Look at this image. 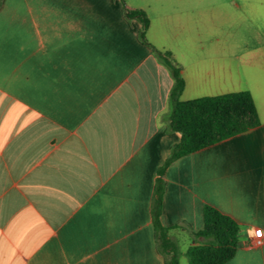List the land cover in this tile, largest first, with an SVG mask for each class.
Returning <instances> with one entry per match:
<instances>
[{"label":"crops","instance_id":"obj_1","mask_svg":"<svg viewBox=\"0 0 264 264\" xmlns=\"http://www.w3.org/2000/svg\"><path fill=\"white\" fill-rule=\"evenodd\" d=\"M207 6L0 0V264H165L152 201L181 133L169 128L171 71L152 46L181 66V100L249 90L260 119L165 168L168 237L186 255L210 204L240 226L226 264H264V49L243 68L234 51L193 45L218 16ZM125 8L145 10L149 44ZM254 236L263 241L249 247Z\"/></svg>","mask_w":264,"mask_h":264},{"label":"trees","instance_id":"obj_2","mask_svg":"<svg viewBox=\"0 0 264 264\" xmlns=\"http://www.w3.org/2000/svg\"><path fill=\"white\" fill-rule=\"evenodd\" d=\"M124 3V0H121ZM129 18L140 21L139 36L149 44L146 32L149 18L145 10L125 8ZM156 55L169 67L173 78L170 90L171 109L169 128L181 133L169 156L159 168L152 201V218L158 244L165 256V264H179V249L168 237L172 227L160 221L164 194L162 174L176 158L199 150L221 139L244 132L260 122L257 107L249 90L230 91L216 95L181 100L185 81L181 66L168 49L152 46ZM240 226L235 219L210 204L203 206V227L194 232L196 243L186 249L187 264H226L237 250Z\"/></svg>","mask_w":264,"mask_h":264},{"label":"rangeland","instance_id":"obj_3","mask_svg":"<svg viewBox=\"0 0 264 264\" xmlns=\"http://www.w3.org/2000/svg\"><path fill=\"white\" fill-rule=\"evenodd\" d=\"M204 1L208 4L209 13L218 12V16L203 21L201 32L194 31L193 45L234 51L232 61L249 68L250 63L255 61L256 52L264 49V0ZM179 244L183 246L185 241H179ZM179 262L187 264V256H180Z\"/></svg>","mask_w":264,"mask_h":264},{"label":"built area","instance_id":"obj_4","mask_svg":"<svg viewBox=\"0 0 264 264\" xmlns=\"http://www.w3.org/2000/svg\"><path fill=\"white\" fill-rule=\"evenodd\" d=\"M262 241H263L262 236H254L250 239L248 246L252 247V246L260 245Z\"/></svg>","mask_w":264,"mask_h":264}]
</instances>
